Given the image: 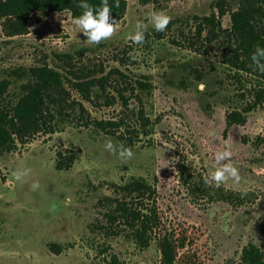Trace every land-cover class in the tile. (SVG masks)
Returning <instances> with one entry per match:
<instances>
[{
    "label": "rangeland",
    "instance_id": "1",
    "mask_svg": "<svg viewBox=\"0 0 264 264\" xmlns=\"http://www.w3.org/2000/svg\"><path fill=\"white\" fill-rule=\"evenodd\" d=\"M124 1L115 35L100 44L86 40L69 12L32 13L28 33L19 36H8L0 20V81L9 82L4 103L15 106L28 72L48 67L62 77L63 109L69 114L76 108L57 121L54 134L0 153V264H111L113 257L118 264H160L158 240L171 243L173 264H239L248 244L264 250V103L255 100L260 84L221 63L230 41L222 33L230 30L237 5ZM222 6L225 15L219 17ZM153 11L171 17L165 31L154 29ZM212 14L222 29L217 41L199 28ZM138 21L147 25L142 45L129 39ZM98 80L102 87L91 89V101H84L75 84ZM137 81L151 88L140 91ZM77 104L104 122H132L131 112L142 107L152 123L149 136H133L128 145L87 129ZM108 138L130 147L133 158L121 161L109 152ZM224 148L232 151L241 179L217 187L207 181L217 167L215 153ZM58 154L73 158L68 170L55 169ZM17 168L31 170L24 181L14 179ZM133 179L155 192L153 203H145L155 206L159 225L146 249L136 245L128 227L110 225L107 217L118 200L132 204L116 189ZM34 181L40 184L36 191Z\"/></svg>",
    "mask_w": 264,
    "mask_h": 264
},
{
    "label": "trees",
    "instance_id": "2",
    "mask_svg": "<svg viewBox=\"0 0 264 264\" xmlns=\"http://www.w3.org/2000/svg\"><path fill=\"white\" fill-rule=\"evenodd\" d=\"M140 4H156L167 0H138ZM81 0H0V20L4 21V30L8 36H19L28 33L27 21L32 13L39 12L44 16L52 13L69 12L72 21L74 17L82 14L77 5ZM88 3L98 6L100 0H87ZM235 3L237 8L230 13V30L223 31L230 40L223 49L221 63L231 71L254 77L259 86L255 96L256 102L264 103V74L255 71L251 65V55L256 45L264 47V0H227ZM112 4L113 0H109ZM226 3V2H222ZM119 7H113L111 16L120 21L126 10V2L119 0ZM220 7L219 17L225 15ZM200 30H207L209 41H217V33L222 31L218 18L213 14L200 20ZM29 80L23 86V93L15 106L5 104V96L9 88L8 81H0V153L10 152L16 148V143L25 144L29 139L39 134H54L58 122L73 115L76 108L63 109L67 99L63 89L62 77L54 70L44 67L31 69ZM140 91L149 90L151 86L143 82H136ZM96 86L102 87L101 80L96 82H80L75 89L82 95L84 101L90 102V90ZM118 98L127 108V98L123 93H117ZM140 103V97L134 95ZM78 112L83 127L100 132L106 136L114 137L119 141L133 145L134 139L149 136L152 123L144 116L143 108L136 113L131 112L134 120L127 122L121 118L118 121H96L90 118L81 104ZM71 113V114H70ZM123 143V142H122ZM73 164V158H63L57 155L55 169L68 170ZM118 196L131 197V205L118 200L116 207L108 214L110 225L121 223L131 230V238L140 249L149 247L151 236L157 231L158 218L155 206L145 202H152L154 190L142 179H133L129 183L116 189ZM153 203V202H152ZM136 205L135 207H133ZM57 250L59 248H56ZM160 264H173L175 255L168 240H158ZM57 250H55L57 252ZM103 248L101 253H105ZM111 264H118L115 257ZM239 264H264V250L248 244L241 251Z\"/></svg>",
    "mask_w": 264,
    "mask_h": 264
},
{
    "label": "clouds",
    "instance_id": "3",
    "mask_svg": "<svg viewBox=\"0 0 264 264\" xmlns=\"http://www.w3.org/2000/svg\"><path fill=\"white\" fill-rule=\"evenodd\" d=\"M77 6L83 11L81 15L74 17L73 23L80 29V32L83 33L90 44H100L115 35L118 21L111 16V12L113 7L118 8L120 6L119 0H113L112 4L109 3V0H100L98 6L88 3L87 0H81ZM151 22L157 32H163L170 24L171 17L163 11H153ZM146 30L147 25L138 21L135 25V32L129 34V39L135 44H144ZM130 59L136 60L138 57L132 54ZM250 59V67L264 74V47L259 44L256 45ZM203 87L204 85H201V89ZM105 148L112 154L118 155L121 161L130 160L134 156L130 147L125 146L122 142L114 143L111 138L106 140ZM232 155V151L228 148L218 150L215 153L217 167L210 174L207 182L214 183L215 186L219 187L229 179L237 183L240 181L239 169L232 163ZM30 172L31 170L28 168H17L13 172V177L16 181H24ZM39 187V181H34L31 185L33 191H36ZM67 202L70 203V199ZM52 210H55V206H53Z\"/></svg>",
    "mask_w": 264,
    "mask_h": 264
}]
</instances>
